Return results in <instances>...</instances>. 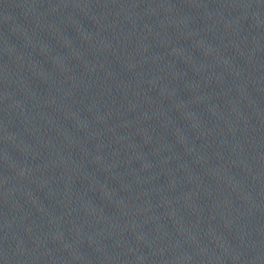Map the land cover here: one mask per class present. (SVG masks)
Listing matches in <instances>:
<instances>
[{
	"label": "water",
	"instance_id": "water-1",
	"mask_svg": "<svg viewBox=\"0 0 264 264\" xmlns=\"http://www.w3.org/2000/svg\"><path fill=\"white\" fill-rule=\"evenodd\" d=\"M0 264H264V0H0Z\"/></svg>",
	"mask_w": 264,
	"mask_h": 264
}]
</instances>
